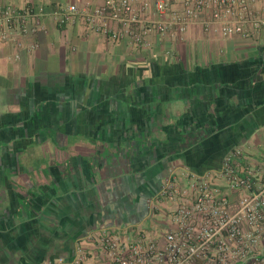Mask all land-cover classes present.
Segmentation results:
<instances>
[{"label":"crops","instance_id":"obj_1","mask_svg":"<svg viewBox=\"0 0 264 264\" xmlns=\"http://www.w3.org/2000/svg\"><path fill=\"white\" fill-rule=\"evenodd\" d=\"M102 2L0 0L46 13L43 30L0 44V264L78 250L107 264L104 229L163 243L169 209L155 197L170 167L202 174L236 147L253 162L264 151V32L197 28L140 50L48 14Z\"/></svg>","mask_w":264,"mask_h":264},{"label":"built area","instance_id":"obj_2","mask_svg":"<svg viewBox=\"0 0 264 264\" xmlns=\"http://www.w3.org/2000/svg\"><path fill=\"white\" fill-rule=\"evenodd\" d=\"M42 7L0 9V44L43 30ZM58 27L81 24L112 43L150 47L152 35L182 41L194 29L222 38L264 32V0H103L70 4L48 13ZM33 43L27 47L31 52ZM156 203L168 205L163 243L142 232L100 230L96 242L107 264H262L264 262V151L253 162L236 147L202 174L172 166ZM85 264L78 255L71 262Z\"/></svg>","mask_w":264,"mask_h":264}]
</instances>
